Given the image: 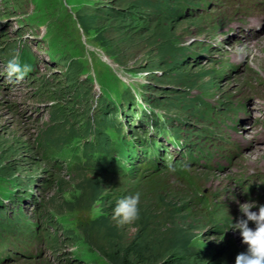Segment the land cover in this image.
Wrapping results in <instances>:
<instances>
[{"label":"rangeland","instance_id":"rangeland-1","mask_svg":"<svg viewBox=\"0 0 264 264\" xmlns=\"http://www.w3.org/2000/svg\"><path fill=\"white\" fill-rule=\"evenodd\" d=\"M249 2L264 5L0 0V264H235L237 201L264 205V10L244 23ZM22 49L33 71L10 80ZM196 146L209 158L178 165ZM140 154L158 161L135 168ZM136 192L140 218L117 227Z\"/></svg>","mask_w":264,"mask_h":264},{"label":"clouds","instance_id":"clouds-1","mask_svg":"<svg viewBox=\"0 0 264 264\" xmlns=\"http://www.w3.org/2000/svg\"><path fill=\"white\" fill-rule=\"evenodd\" d=\"M237 51L241 52L242 50L237 49ZM32 71L33 68L30 64L21 63L19 54L13 55L5 66L7 78L15 81H23ZM149 75L150 73L147 72L137 73L135 79L147 83L146 78ZM132 94L141 113H146L149 116L154 115L160 123L165 122V113L145 102L141 90L133 88ZM147 133L150 137L155 133V128H147ZM166 167L170 172L176 171L174 158L171 155L167 156ZM140 197L141 194L136 192L116 202L111 219L117 227L123 228L140 218ZM237 204L241 215L236 223L231 224L230 229L234 232L239 231L242 243L247 245V251L237 254L235 264H264V205H258L255 201L244 203L237 201ZM253 209L258 210L253 211ZM249 222H252L255 227H249Z\"/></svg>","mask_w":264,"mask_h":264},{"label":"trees","instance_id":"trees-1","mask_svg":"<svg viewBox=\"0 0 264 264\" xmlns=\"http://www.w3.org/2000/svg\"><path fill=\"white\" fill-rule=\"evenodd\" d=\"M21 60H22V62L23 63H27L28 62V59H29V53H28V51L27 50H25V49H22V51H21ZM22 63V64H23ZM204 140H206V138L204 139ZM142 142H144V141H142ZM143 144H145V143H143ZM144 146H146V145H144ZM148 149V148H147ZM142 158H144V156H142ZM145 161H146V163H151V164H153V162L149 159V158H145ZM15 202V201H14ZM13 203V202H12ZM12 203H10V204H12Z\"/></svg>","mask_w":264,"mask_h":264}]
</instances>
